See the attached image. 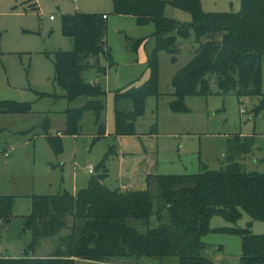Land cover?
<instances>
[{"label":"trees","instance_id":"trees-1","mask_svg":"<svg viewBox=\"0 0 264 264\" xmlns=\"http://www.w3.org/2000/svg\"><path fill=\"white\" fill-rule=\"evenodd\" d=\"M113 4L117 15L134 18L139 26H155V47L147 63L150 80L140 88L116 92L117 137L137 135L147 101L160 96V53L170 54L176 62L185 41H192L193 57L172 78V112H188L189 98L217 93L262 97L258 110L264 108V0H242L241 10L231 13L204 12L201 0H113ZM168 8L189 14L191 21L168 17ZM104 16H64L63 33L73 41L74 50L55 55V80L69 102L64 135H83L82 121L90 114L96 129L94 144L107 137V92L99 83L87 82L84 74L97 69L106 76L107 69L98 64L101 57L109 67L113 65ZM0 113L26 115L31 107L0 101ZM49 129L47 122L44 135L60 156L62 138L50 135ZM253 147L254 137L234 136L220 170L182 176L150 174L146 190L123 192L106 184L110 178L106 160L117 155L113 146L95 167L86 189L76 195L32 196L33 212L25 222L33 236L28 256L13 259L5 254L0 264H140L146 258L214 264L204 256L203 237L210 232L242 238L240 264H264V235L252 232V222L246 228L236 226L245 212L264 222V173L248 172L245 165ZM14 204L13 196L0 195V229L12 221ZM215 216L231 226L212 229ZM52 239L57 247L50 256H31L43 240Z\"/></svg>","mask_w":264,"mask_h":264},{"label":"rangeland","instance_id":"rangeland-1","mask_svg":"<svg viewBox=\"0 0 264 264\" xmlns=\"http://www.w3.org/2000/svg\"><path fill=\"white\" fill-rule=\"evenodd\" d=\"M201 3L207 13L239 12L242 7V0ZM75 14L107 15V43L113 65L109 67L107 59L101 57L98 64L107 69L106 76L97 69L84 74L87 82L99 83L107 92V137L95 144L92 134L96 129L90 114L82 121L83 135H64V111L69 102L55 80V55L74 50L73 41L63 33V18ZM167 16L191 21L189 14L177 9L168 8ZM154 32L153 24L139 26L134 18L117 15L113 0H0V101L31 107V113L26 115L0 113V195L15 198L12 221L1 224L0 256H28L33 236L25 222L33 212L32 196L65 191L73 195L76 184L86 186L89 169L95 170L113 146L117 155L106 160L109 187L123 192L146 190L148 174L182 176L220 170L229 140L234 136L254 137L246 170L264 173V108L258 110L262 97L217 93L189 98L188 112L171 111L172 78L192 59V41L183 42L176 62L170 54L160 53L159 98L147 101L145 117L136 125V136L115 135L116 92L140 88L150 80L147 63L155 47ZM262 75L264 93V60ZM47 122L50 135L61 132L64 136L60 156L53 152L44 135ZM5 151L12 156L6 158ZM249 222L255 235H264V222L253 220L246 212L236 226L246 228ZM229 226L221 216H215L210 223L212 229ZM203 242L204 256L214 264H240L241 237L210 232ZM56 247L57 240H43L31 256L47 258ZM140 264H179V260L146 258Z\"/></svg>","mask_w":264,"mask_h":264},{"label":"crops","instance_id":"crops-1","mask_svg":"<svg viewBox=\"0 0 264 264\" xmlns=\"http://www.w3.org/2000/svg\"><path fill=\"white\" fill-rule=\"evenodd\" d=\"M107 113H108V111H107ZM55 136H59V137H64L63 136V134H61V132H58L57 133V135H55ZM9 153V155L8 156H6L7 154ZM4 156L6 157V158H10L12 155L10 154V152L9 151H5L4 152ZM91 168H93V167H91ZM91 168L89 169V174H90V179H91V177L93 176V174H91L90 173V170H91ZM148 175H150V174H148ZM147 178V177H146ZM89 179V180H90ZM89 182V181H88ZM88 182H87V184H86V186H82V187H80V186H77V184H76V186L74 187V190H73V195H76L79 191H81V190H83V189H86L87 188V186H88ZM110 182H111V180H110V178L106 181V184L108 185V187L110 186L109 184H110ZM127 190V189H126ZM66 192V191H65Z\"/></svg>","mask_w":264,"mask_h":264},{"label":"built area","instance_id":"built-area-1","mask_svg":"<svg viewBox=\"0 0 264 264\" xmlns=\"http://www.w3.org/2000/svg\"><path fill=\"white\" fill-rule=\"evenodd\" d=\"M104 18L106 19L107 16H104ZM8 155H9V153H8L6 156H8ZM90 173H91V174H94V169H93V168H91Z\"/></svg>","mask_w":264,"mask_h":264},{"label":"water","instance_id":"water-1","mask_svg":"<svg viewBox=\"0 0 264 264\" xmlns=\"http://www.w3.org/2000/svg\"><path fill=\"white\" fill-rule=\"evenodd\" d=\"M3 256H5V254Z\"/></svg>","mask_w":264,"mask_h":264}]
</instances>
